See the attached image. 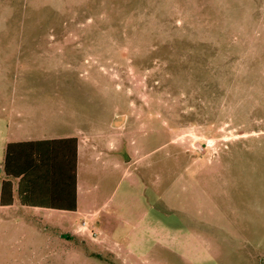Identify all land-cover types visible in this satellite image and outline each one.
Returning <instances> with one entry per match:
<instances>
[{
	"label": "rangeland",
	"instance_id": "rangeland-1",
	"mask_svg": "<svg viewBox=\"0 0 264 264\" xmlns=\"http://www.w3.org/2000/svg\"><path fill=\"white\" fill-rule=\"evenodd\" d=\"M10 119L80 137L81 212L0 207V264H264V0H0Z\"/></svg>",
	"mask_w": 264,
	"mask_h": 264
},
{
	"label": "trees",
	"instance_id": "trees-1",
	"mask_svg": "<svg viewBox=\"0 0 264 264\" xmlns=\"http://www.w3.org/2000/svg\"><path fill=\"white\" fill-rule=\"evenodd\" d=\"M72 143L69 176L63 173L65 149L60 144ZM46 144L48 149H42ZM4 172L20 177L18 196L22 203L57 209H76V139L10 142L6 147ZM25 182L28 185L25 186ZM42 186L44 190L38 189ZM8 196V197H6ZM11 181L3 180L0 202L11 203Z\"/></svg>",
	"mask_w": 264,
	"mask_h": 264
},
{
	"label": "crops",
	"instance_id": "crops-1",
	"mask_svg": "<svg viewBox=\"0 0 264 264\" xmlns=\"http://www.w3.org/2000/svg\"><path fill=\"white\" fill-rule=\"evenodd\" d=\"M122 122L116 126L117 129L120 128L122 125ZM21 124H15L12 119L10 120H3L0 122V131L3 133L4 140H8L10 136H15L18 138L14 141H4L3 144L0 147V198H1V189H2V182L3 180H10L11 181V191H12V201L11 203H2L0 202L1 208H7L12 207L14 205L19 206H26V207H38V208H45V209H51V210H59V211H70V212H81L79 209L80 206V192H81V186L79 181V169H80V155L81 150L84 146H82L81 139L77 135L73 134H65V135H56V134H46L49 131L45 130L44 134H38L37 136L31 135V130L27 129H20ZM42 131V128L39 130ZM63 138H75L76 139V209L75 210H67V209H57V208H51V207H45L40 205H31L22 203L19 199L18 194V185L20 177H11L5 174L4 172V161L6 156V147L7 144L10 142H19V141H41V140H51V139H63ZM42 149H48L49 146H46V144H40ZM60 147H63L65 149V156L59 157V159L63 160V173L64 175L69 176L70 168H71V153H72V143L70 141L64 142V144H60ZM28 185L27 182H25V186ZM44 190L42 186H38V189ZM8 197V196H6ZM102 212L101 207H98L97 209H89L86 211V214L91 217H97ZM82 231L87 230V221L84 219L81 221V225L79 227Z\"/></svg>",
	"mask_w": 264,
	"mask_h": 264
},
{
	"label": "water",
	"instance_id": "water-1",
	"mask_svg": "<svg viewBox=\"0 0 264 264\" xmlns=\"http://www.w3.org/2000/svg\"><path fill=\"white\" fill-rule=\"evenodd\" d=\"M123 118H124L123 116L116 117L114 120L115 125L120 124L122 122Z\"/></svg>",
	"mask_w": 264,
	"mask_h": 264
}]
</instances>
